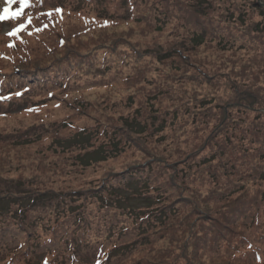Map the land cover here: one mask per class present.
I'll return each instance as SVG.
<instances>
[{
    "label": "trees",
    "instance_id": "1",
    "mask_svg": "<svg viewBox=\"0 0 264 264\" xmlns=\"http://www.w3.org/2000/svg\"><path fill=\"white\" fill-rule=\"evenodd\" d=\"M65 1L67 0H28V7L23 10V15L16 19L0 21V40L5 39L2 42L3 51L0 49V60L7 62L8 65V72L0 71V104L12 103L13 101L23 102L21 107H17V113L27 118L35 117L40 124H43L46 119H51L52 124H56L58 120L56 110L58 109L65 108V112H68L60 118L57 124L59 131L55 128L52 130L43 129L41 132L34 133L31 140L26 137L20 139L26 141L38 139V141L44 142L46 148L44 149L45 152L42 151L43 162L49 170L41 174L33 168L34 165L31 166L30 163L33 160L29 161L36 155H27L25 160L28 164V170L22 166L23 170L20 168L17 175L18 166L15 165V177L0 183V203H3L0 207V264H29L28 261L31 260L34 251L38 252L37 264H86L82 262L80 251L87 250V248H82L89 241V238L91 239V236L96 233H103L108 229H104V226L110 228V235H108L109 233L105 235L106 241L105 239H98L90 246L93 249L90 264H109L112 252L120 249V243L123 239L125 240V249L139 252L145 258L141 264H156V262H158L157 264H170L169 262H172L171 264H179L180 262L183 264H264V193L251 196L249 199L239 202L237 206L224 208L216 217H213L212 211L206 208L199 214L202 217H197L203 220L199 224L189 223L190 216L186 213L179 219L180 225H177L179 229H176L173 227L175 224L173 217L170 218L169 216L171 209L162 207L164 198L150 192L154 190V187H151L153 185L150 186V182L155 178L152 173L153 167H150L153 166L151 163L137 166L135 170L127 171L119 177L115 176L116 178L110 182H105L104 179L98 185H90L83 189L60 190V192L44 186L47 185L49 179L58 181L54 176L61 180L63 178L66 180L76 179L75 175L87 174L89 168L93 166L103 164L105 168L109 166V163L111 165L119 164L120 159L127 152L123 147H119L121 139L116 131L111 132L109 139L101 138V136L98 139L91 137V141L96 147H103L107 151H101L102 154L98 157L78 164L77 167H80V172L73 176L62 170L60 159L57 158L51 147L52 142L59 137L61 131L68 134L77 133L78 130L87 131L90 127L87 126L84 119L91 120V116L97 119L95 112L103 102L111 106L106 101L108 99L96 101V103H92L89 98L86 101L87 91L94 88H101L105 91L108 88L106 84L101 82V78H105L106 72L110 69H105L106 65H103L101 68L106 72L101 71L94 74L99 76L93 85L83 87L80 83L77 84L80 76L77 73V68L80 67L79 62L82 61L72 53L83 50H80L79 45L74 43L71 49L70 40L66 39L67 34L68 37L70 35L72 38H85L88 47L81 56L87 60L86 64L94 65L98 57L105 59L106 54L111 53L107 48L108 44L113 43L119 46L118 40L126 42L131 37H135L134 28L136 24H150L149 21L144 20V18H148L147 14L140 11L144 0ZM72 1L74 5L71 4ZM88 4L94 7L93 11H89L90 13L85 12L86 9L83 7V5ZM192 6L195 14L206 15L211 13L215 5L211 2L195 0V2H191V8ZM18 7V3L12 4L11 10L14 11ZM241 13L244 15V11ZM259 13L264 20V12L259 11ZM156 15L158 14L156 13ZM195 17L197 18V15ZM29 18L31 23H28L24 30L14 36L7 35L20 23H26ZM67 18H73L76 20L75 24H78L69 30L66 29L64 24ZM192 21L199 23L189 15L188 18L185 17L182 22L176 24L178 26L174 27V35L165 37L169 41V45H166L165 49L155 45L158 47L156 49L159 55L171 62H185L187 57L184 52L188 45L183 35L185 29L188 31L192 43L202 42L203 39V36L196 38L195 36L198 35L190 33ZM3 23H6L9 31L1 33ZM164 23L166 24V22ZM164 23L155 21L148 31L141 28L139 30L140 38L146 39L148 35H151V40H155L161 37L165 31ZM11 37L14 39L12 42H10ZM30 41L37 44L38 49L34 51H31V48L28 49ZM98 44L100 46L94 48ZM132 44L133 46H146L141 51L150 49L148 40H134ZM121 52H125V50ZM118 64L125 66V68L132 67L128 61L120 58ZM111 65L114 64H108V66ZM110 72L115 74L117 69L115 68ZM256 86L261 87L259 78L253 79L251 87L235 86L234 91L236 93L232 95L234 99L228 100L224 106L221 105L219 115H222V119L228 117L229 112L232 111L240 117H249L255 127L263 126V115L257 114L256 116H261L258 118H252L250 115V112L255 109L254 105L252 106L253 102H256L255 99H252V102H248V104L246 102V98L250 94L255 98L259 96L254 90ZM37 91L41 93L40 98L27 104L25 102L26 97H31ZM157 95L159 94H151L148 103ZM91 105L97 106V109ZM240 110L245 111V113ZM155 115L158 116L157 113L152 112V108L147 113L146 122L153 123L150 127L123 115H121L123 119L116 120L113 116L105 114L106 120L104 121L108 124H121L123 127L134 124L131 127V133L144 134L149 131L150 134H158L163 131L167 122L163 119L156 124L158 119ZM0 116H2L0 119L6 118L4 114H0ZM11 116L12 113L8 111L7 118L9 119ZM175 119V115H173L167 125L170 124L171 126V123L176 121ZM98 120L100 121V119ZM184 124H187V120ZM135 125H139V128H136ZM5 128L0 125V129ZM101 130L104 132L103 128ZM182 130L184 131V127ZM222 132L223 139L225 137L229 139L233 134L230 131L222 130ZM165 139L166 134L160 135L157 141L161 142ZM18 140L16 139V141ZM179 140L180 137L174 139L177 143ZM184 142L189 141L185 140ZM9 145L10 143H8ZM92 146L88 144L84 148ZM4 148H6L5 145L0 146V150ZM180 150H182L181 147L177 146L176 151L181 153ZM97 151L98 149L86 152L82 157L98 153ZM36 159L37 157L34 161ZM111 165L107 168L106 174L108 175L112 174L110 172ZM263 171L264 169L261 170V172ZM36 173L40 174V178ZM169 175H164L166 177L164 179L165 184L171 187L184 183L182 179L194 177V174L192 176L190 172L186 173L182 168ZM134 182L139 186L132 189L129 184ZM260 184L264 185V182L262 181ZM126 188L128 189L125 190ZM259 188L262 189L263 187L259 186ZM81 190L91 193L90 199H97L96 195H98L101 203L98 200L97 202L100 206L95 210L91 207L87 211L84 210L85 206L78 203L81 200L80 196L83 195ZM184 190L188 193L191 192L189 189ZM210 192L209 196L212 198L214 190ZM199 195L201 197V193ZM47 196L51 198L48 202V206H52L51 212H43L44 216L31 215L32 208L40 205L39 198L41 201ZM84 198L87 199L86 196ZM89 204L90 202H88ZM88 205L87 207H89ZM241 205L243 207H240ZM108 209L114 210V220L110 218L109 222H104L105 225L103 221H99L97 218L101 212ZM56 210L59 216L54 218L51 214ZM244 213H248V217L241 223L238 222ZM137 216H139V221L136 223ZM186 222L188 224L185 225ZM97 223L100 224L97 225ZM164 233H167L165 241L162 239ZM250 236L254 237L250 238ZM159 239L163 240L166 245L164 243V246L158 245ZM110 240L113 241L110 242ZM176 244L178 245L176 246ZM157 254L159 256L166 254L168 259L158 257ZM152 258L153 261H151ZM132 264H137V261Z\"/></svg>",
    "mask_w": 264,
    "mask_h": 264
},
{
    "label": "rangeland",
    "instance_id": "2",
    "mask_svg": "<svg viewBox=\"0 0 264 264\" xmlns=\"http://www.w3.org/2000/svg\"><path fill=\"white\" fill-rule=\"evenodd\" d=\"M201 1L211 2L215 5L211 13L206 15L195 14L193 6L191 8V2H195V0H144L140 11L147 14L148 18H144V20L149 21L150 24H136L134 28L135 37H131L126 42L118 40L119 46L113 43L108 44L107 48L112 54L107 53L105 59L98 57L94 65L86 64L87 60H84L81 56L82 52H85L88 47L85 38H72L70 35L68 37L67 34L66 39L70 40V48H73L74 43L79 45L80 50H83L72 53L82 61L79 62L80 67H76L78 69L77 73L80 75L77 84L80 83L83 87L95 84L99 75L95 76L94 74L101 71L106 72L101 68L103 65H106L105 69L109 68L110 71L116 68L117 72L113 74L108 71L105 78H101V82L108 86L105 91L101 88L87 91L86 101L89 98L92 103H96V101L108 99L106 101L111 106L107 105L106 102L100 104L98 109L97 106L91 105L94 106V109H97L95 112L97 119L92 116L90 117L91 120L84 119L87 126L90 127L87 131L78 130L77 133L71 134L61 131L59 137L52 142L51 147L57 158L60 159L62 170L73 176L80 172V167H77L78 164L98 157L102 154L101 151H107L103 147H96L91 141V137L98 139L101 136V138L109 139L111 132L116 131L121 139L119 147H123L127 152L120 159L119 164L111 165L109 163L112 174H106L109 166L104 168L103 164H99L101 166L89 168L87 174L75 175L76 179L66 180V178H63L61 180L54 176L58 181L49 179L47 185L43 184L46 188L53 191L83 189L90 185H98L104 179L105 182H110L116 178L115 176L119 177L127 171L135 170L137 166L151 163L153 166L150 167H153L152 173L155 178L150 182V186L153 185L151 187H154V190L150 192L164 198L162 207L171 209L169 216L170 218L173 217L175 223L173 227L176 229H179L177 226L180 225L179 219L186 213L190 216L189 223L199 224L203 220L197 217H202L199 214L206 208L212 211L211 215L213 217H216L224 208L237 206L239 202H243L251 196L264 193V185L260 184L262 181L264 182V171L261 172L264 169V125L255 127L249 117H240L232 111L229 112L228 117L223 119L222 115H219L221 105L224 106L228 100L234 99L232 95L236 93L234 91L235 86L241 88L251 87L253 79L259 78L261 87L256 86L254 88L259 96L256 95L255 98L250 94L246 98V102L248 104V102H252V99H255L256 102L252 104L255 109L252 108L254 111H251L250 115H252V118H258L261 117L256 116L259 114L263 115L264 118V20L259 13V11L264 12V0ZM71 4L74 5V2L72 1ZM6 6H8L6 0H0V11ZM83 7L86 9L85 12L94 10V7L89 4L83 5ZM242 11H244V15L241 13ZM189 15L199 22L194 21L195 24L192 21L190 33L198 35L195 36L196 38L203 36L202 42L198 43L196 40L197 43H192L188 31L185 29L183 35L188 45L184 53L187 58L185 62H171L159 55L156 49L158 47H155V45L165 49L166 45H169V41L165 37L174 35V27L178 26L176 24L182 22L183 18H188ZM195 15H197V18ZM155 21L166 22V24L164 23L165 31L163 35L155 40H151V35H148L146 39H141L139 30L141 28L147 31L150 30ZM75 23L76 20L73 18H67L64 26L69 30L78 24ZM5 29L2 27L1 33ZM4 40H0L2 51ZM134 40H148L150 49L141 51L146 46H133L132 41ZM99 46L98 44L94 48ZM30 48L31 51H34L38 49V46L30 41L28 49ZM122 50H125V52H121ZM119 58L128 61L132 67L125 68V66L119 65ZM110 63L114 65L108 66ZM0 71L8 72L7 62L0 60ZM40 94L37 91L31 97H26L25 102L27 104L33 103L40 98ZM151 94L159 95L155 96V99L152 98V101L148 103ZM22 105L23 102L19 103L17 101L0 104V114L6 115V118L0 119L1 127H6L0 129V146H6V148L0 150V183L15 177V165L18 166L17 175L22 166L28 170V164L25 160L27 155H36L29 161L33 160L30 163L31 166L34 165L33 168L41 174L49 170L43 162L42 151L45 152L44 149L46 148L44 142H40L38 139L35 141L20 139L26 137L31 140L34 133L41 132L43 129L52 130L55 128L59 131L57 124L60 118L68 114V112H65V108L58 109L56 110L58 119L56 124H52L51 119H46L43 124H40L35 117L27 118L17 113V107ZM151 108L152 112L158 114V116L155 115L158 119L156 124L163 119L167 122L161 133L150 134L149 131L144 134L131 133V127L134 124L126 122L128 127H123L121 124H108L104 121L106 120L105 114L113 116L116 120L123 119L121 116L123 115L133 118L137 123L150 127L153 123L146 122V116ZM8 111L12 113L9 119L7 118ZM173 115H175L176 121H173L171 126L170 124L167 125ZM186 120L187 124L185 125ZM80 125L83 124L80 123ZM135 127L139 128V125H135ZM183 127L184 131L182 130ZM102 128L104 132H102ZM222 130L230 131L233 134L229 139L226 137L223 139L221 136V133L223 135ZM164 134H166L165 141H157V138ZM176 137H180L178 143L174 141ZM16 139L19 140L16 141ZM185 140L189 142H184ZM8 143H10L9 146ZM88 144L93 146L84 148ZM177 146L181 147V153L176 151ZM91 148H93L92 150L98 149V153L82 157L84 153L91 152ZM35 157L37 159L34 161ZM102 168L104 169L97 171ZM181 168L186 173L190 172L192 176L194 174V177L182 179L184 183L180 182L181 184H177L176 187L165 184L166 177L164 175H171L175 170ZM36 175L40 178L39 173H36ZM106 175L107 177H105ZM129 185L132 189L139 186L135 182ZM259 186L263 188L260 189ZM184 189H189L191 192L188 193ZM211 190H214L212 198L209 196ZM81 191H83V195L80 196L81 200L78 203L85 206L84 210L87 211L90 207L95 210L100 206L97 202L98 200L101 203L98 195H96L97 199H90L91 193ZM215 192L217 193L215 194ZM199 193H201V197ZM49 199L51 198H48V196L41 201L39 198V207H33L30 214L44 216L43 212H51L52 206H48ZM88 202H90L89 205ZM2 205L3 203H0V207ZM51 215L56 218L59 213L56 210ZM138 217L135 219L136 223L139 221ZM246 217H248V213H244L238 222L241 223ZM110 218L114 220V210L108 209L101 212L97 220L104 223L109 222ZM97 225H94V227H97ZM103 228L108 229L103 233H96L91 236V239L89 238V241L82 248H87V250L80 251L82 262L90 264L93 255V249L90 246L95 240H104L105 235L110 231L108 226ZM162 235V239L165 241L167 233ZM253 237L250 236V238ZM112 241L110 240V242ZM124 241V239L121 240L118 251L112 252L109 264H132L136 261L137 264H141L142 261L144 262L145 258L139 252H132L124 248ZM163 243V240L160 239L157 242L158 245H163ZM37 254L38 252L34 251L31 260L28 261L29 264H37ZM166 256V254L158 255V257L168 259ZM153 260L152 258L151 261ZM179 264L183 263L180 262Z\"/></svg>",
    "mask_w": 264,
    "mask_h": 264
},
{
    "label": "snow or ice",
    "instance_id": "3",
    "mask_svg": "<svg viewBox=\"0 0 264 264\" xmlns=\"http://www.w3.org/2000/svg\"><path fill=\"white\" fill-rule=\"evenodd\" d=\"M16 3L19 4V7L17 9H15L14 11L11 10L10 6L12 4H16ZM6 4L8 6L4 7L3 10L0 11V21H4V20H7V19H16L19 16L23 15V10L26 7H28V0H6ZM28 23H31V19L30 18H29V20L26 23H20L11 32H8L7 35H9V36L16 35L17 33H19L22 30H24ZM9 46L11 47L12 45H9Z\"/></svg>",
    "mask_w": 264,
    "mask_h": 264
}]
</instances>
